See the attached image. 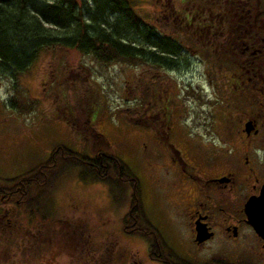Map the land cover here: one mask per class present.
<instances>
[{
    "label": "rangeland",
    "instance_id": "1",
    "mask_svg": "<svg viewBox=\"0 0 264 264\" xmlns=\"http://www.w3.org/2000/svg\"><path fill=\"white\" fill-rule=\"evenodd\" d=\"M134 1L135 13L143 21L149 19L159 25L157 30H166L162 27L165 20L162 14L168 3L175 9L181 6L180 0ZM84 3L91 9L92 2L85 0ZM102 17L108 22L115 20V14L107 11ZM165 21L168 23L169 19ZM121 25L120 22V28ZM167 29L171 33V28ZM180 57L174 69L158 71L172 81L173 94L182 105L175 110L181 113L179 126L189 127L182 122L188 115L186 104L193 106L196 102L195 98L190 102L184 97L185 83L181 79L189 78L193 71L196 87L205 77V66L199 61L202 57L199 53H183ZM2 67L0 65L2 183L5 178L21 174L48 158L51 148L58 144L72 146L86 154L97 150L113 154L138 177L139 119L153 108L147 96L146 99L151 100L148 112L144 115L143 108L139 109L142 91L139 81L145 70L154 73L155 69L121 61L103 65L89 54L58 45L42 47L31 65L16 76ZM230 91L229 86L225 87L226 99L230 98ZM12 98L18 99L21 106L28 107L31 101L34 106L21 112L11 103ZM162 104L166 105L164 99ZM173 106L172 99L168 108L172 110ZM231 114L225 112L224 117L231 119ZM208 136L202 134L205 142ZM125 143L129 144L136 160L128 159ZM62 176L50 192L53 199L37 208L38 212L45 213L43 219L35 212L28 213L23 203L0 202V264H156L148 259V245L143 238L121 230V217L129 205L127 198L117 204L119 199L109 195L107 184L78 181L74 171ZM142 184L141 199H138L142 214L148 217L151 227L173 243L181 259L188 256L190 261L201 264L204 259L220 253L238 256L242 251L241 256L246 257L257 249L253 243L242 245L241 250L232 246L227 250L211 243L194 250L188 241L187 223L179 210L175 211L168 201L162 200L157 188L151 187L150 196ZM3 208L10 213H4Z\"/></svg>",
    "mask_w": 264,
    "mask_h": 264
},
{
    "label": "flooded vegetation",
    "instance_id": "2",
    "mask_svg": "<svg viewBox=\"0 0 264 264\" xmlns=\"http://www.w3.org/2000/svg\"><path fill=\"white\" fill-rule=\"evenodd\" d=\"M221 1L234 8V14L223 18L237 23L235 45L230 48L238 64L236 71L227 78L224 66L216 68L207 57H199L205 66V77L196 84L197 88L193 71L189 78L181 79L185 83L182 84L184 97L190 102L195 98L196 102L193 106L186 104L188 115L182 122L189 127L178 124L182 117L175 110L182 105L173 94L172 81L161 71H144L139 81V90H142L139 109L143 108L145 115L151 100L153 108L139 119V174L127 177L126 191L136 205L141 199L142 183L148 193L152 186L157 188L162 200L168 201L175 211L179 210L185 219L188 241L194 250L211 243L227 250L231 246L240 249L242 245L253 244L257 248L247 258L241 256L242 251L238 256L220 253L204 259L201 264H211L214 259L226 264H264V236L258 235L247 223L244 212L247 200L264 193V0ZM186 52L199 53L192 48H187ZM222 58L225 59L223 54L217 57ZM227 86L235 93L226 99ZM147 96L151 100L146 99ZM163 99L166 105L162 104ZM172 99L171 110L168 104ZM225 112H232L233 118L224 117ZM205 133L209 135L208 142L202 137ZM125 147L128 159L136 160L129 144L125 143ZM130 205L126 209H130ZM162 238L174 251L173 243ZM147 255L156 264H175L171 259L161 258L158 252L150 255L149 249ZM187 258L192 260L188 256L184 259Z\"/></svg>",
    "mask_w": 264,
    "mask_h": 264
},
{
    "label": "trees",
    "instance_id": "3",
    "mask_svg": "<svg viewBox=\"0 0 264 264\" xmlns=\"http://www.w3.org/2000/svg\"><path fill=\"white\" fill-rule=\"evenodd\" d=\"M87 1L92 2L91 9L85 5V0H0L2 68L16 76L31 65L42 47L58 45L89 54L103 65L121 61L141 64L146 69H155L154 72L174 69L179 56L192 48L216 68L224 66L227 78L236 71L238 64L230 48L235 45L237 23L223 18L234 14V8L223 5L221 0H180L181 6L177 9L168 3L162 14L165 20L169 19L168 23L163 21L162 27L166 30H157L160 26L149 19L143 21L134 11V0ZM106 11L115 14L114 21L101 19ZM168 27L172 34L167 32ZM222 54L225 59H217ZM229 88V93L234 94ZM10 101L21 112L34 106L33 101L28 107L21 106L18 99ZM73 171L78 181L107 184L109 195L119 199L117 204L126 198L129 200L130 209L121 217V230L143 238L150 255L158 252L161 258L171 259L175 264H180L175 259L192 264L188 259L182 260L170 245L166 246L161 234L142 214L140 204H132V195L128 196L126 191V179L135 173L113 154L98 150L86 154L62 144L53 147L45 160L21 174L5 178L3 183L0 180V198L23 203L28 213L35 212L43 219L45 213L38 212L37 208L53 199L50 192L54 184L62 175ZM134 190L137 193V184ZM211 264L226 262L214 259Z\"/></svg>",
    "mask_w": 264,
    "mask_h": 264
},
{
    "label": "water",
    "instance_id": "4",
    "mask_svg": "<svg viewBox=\"0 0 264 264\" xmlns=\"http://www.w3.org/2000/svg\"><path fill=\"white\" fill-rule=\"evenodd\" d=\"M244 209L247 223L252 225L258 235L264 236V193L247 200Z\"/></svg>",
    "mask_w": 264,
    "mask_h": 264
},
{
    "label": "clouds",
    "instance_id": "5",
    "mask_svg": "<svg viewBox=\"0 0 264 264\" xmlns=\"http://www.w3.org/2000/svg\"><path fill=\"white\" fill-rule=\"evenodd\" d=\"M262 162H264V161H262Z\"/></svg>",
    "mask_w": 264,
    "mask_h": 264
}]
</instances>
